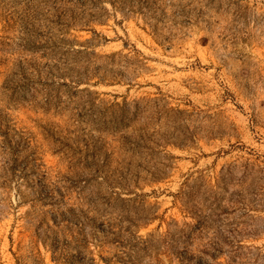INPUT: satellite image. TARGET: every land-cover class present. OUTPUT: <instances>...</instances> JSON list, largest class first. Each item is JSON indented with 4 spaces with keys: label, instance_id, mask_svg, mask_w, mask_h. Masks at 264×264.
Listing matches in <instances>:
<instances>
[{
    "label": "rangeland",
    "instance_id": "374dc122",
    "mask_svg": "<svg viewBox=\"0 0 264 264\" xmlns=\"http://www.w3.org/2000/svg\"><path fill=\"white\" fill-rule=\"evenodd\" d=\"M85 4L0 0V264H264V0Z\"/></svg>",
    "mask_w": 264,
    "mask_h": 264
},
{
    "label": "trees",
    "instance_id": "16d2710c",
    "mask_svg": "<svg viewBox=\"0 0 264 264\" xmlns=\"http://www.w3.org/2000/svg\"><path fill=\"white\" fill-rule=\"evenodd\" d=\"M95 1H100V0H88V2L90 3H95ZM86 0H78L79 6L82 7H86L85 4ZM89 19H86L84 17H70V18H57L56 20H52V19H47V23H51V24H56L57 26L61 27L62 29L60 31L63 30V28H66L74 23H78V22H87ZM30 25L33 27L32 22L30 23ZM45 25V24H44ZM47 34H49V32H47ZM40 36L42 34H39ZM46 39H43V43H39L38 47L44 48V50H49L47 52L48 56L51 55V57H47L46 55L44 57H46L48 59L49 64L45 65L46 68V74H48V76L52 77L53 81H63L64 83L62 85L67 86L68 82H66V79L62 78L61 74L70 70V66H67V64H65L63 61L62 57H59L60 55L64 56L65 54L60 53L59 50H61L62 48V44L64 43V41L62 39H56L54 37V34L51 33L50 35L45 37ZM57 54L59 55L57 57ZM54 56V57H53ZM56 56V57H55ZM43 66H40L37 68V72L40 73L41 69ZM77 74H81L79 73V71L76 72ZM77 78V77H76ZM144 102V105L142 106L141 103ZM154 102L152 100H148V99H142V101H134L133 104L128 103V102H124L122 105H119L118 103L115 104L118 113H121V117L125 118L126 115H129V111L131 109L134 110L135 113H146L150 106L152 105L151 103ZM156 105V103H155ZM131 140H127L125 142V146L127 151H131L133 152V150L136 149H140V147H142L143 149H147V150H151L152 149L149 147L148 142L152 141V136L148 133V129L147 128H142V129H138L136 130V135L133 136L132 138H130ZM153 142V141H152ZM134 153V152H133ZM200 213L197 214V224H194L193 226H189L191 227V232H186L185 230H182V235L184 237H186L187 239L191 238L192 235L195 234V232H199L202 229L205 230V228L208 227V223H209V218L207 217V215H205V213H203L202 211H199ZM64 215L63 213L60 214V218L63 219ZM210 245H212V242L209 243ZM214 244V243H213ZM71 264V263H68Z\"/></svg>",
    "mask_w": 264,
    "mask_h": 264
}]
</instances>
